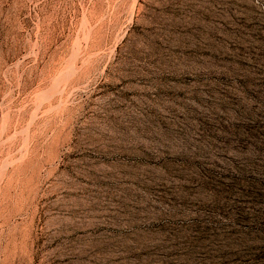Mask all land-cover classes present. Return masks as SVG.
I'll return each instance as SVG.
<instances>
[{"label": "rangeland", "instance_id": "obj_1", "mask_svg": "<svg viewBox=\"0 0 264 264\" xmlns=\"http://www.w3.org/2000/svg\"><path fill=\"white\" fill-rule=\"evenodd\" d=\"M0 264H264V0H0Z\"/></svg>", "mask_w": 264, "mask_h": 264}]
</instances>
